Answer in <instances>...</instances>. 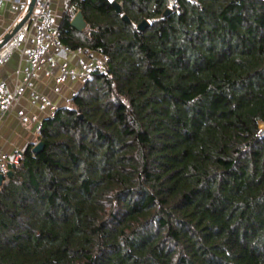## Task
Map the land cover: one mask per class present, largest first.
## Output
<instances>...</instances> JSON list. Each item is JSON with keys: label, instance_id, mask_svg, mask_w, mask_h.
<instances>
[{"label": "trees", "instance_id": "obj_1", "mask_svg": "<svg viewBox=\"0 0 264 264\" xmlns=\"http://www.w3.org/2000/svg\"><path fill=\"white\" fill-rule=\"evenodd\" d=\"M61 43L107 72L10 166L0 264H264V0H68Z\"/></svg>", "mask_w": 264, "mask_h": 264}, {"label": "built area", "instance_id": "obj_2", "mask_svg": "<svg viewBox=\"0 0 264 264\" xmlns=\"http://www.w3.org/2000/svg\"><path fill=\"white\" fill-rule=\"evenodd\" d=\"M6 0H0V11ZM29 1L17 0L10 4V10L23 16L28 11ZM73 52L79 56L77 66H72L64 58L58 64V75L55 79V93L61 92L65 83L85 85L96 73H106L108 58L101 48L69 50L61 43V22L54 8V0H35L34 10L29 20L0 49V69H2L15 53L26 59L29 65L20 69V77L15 87L10 90L0 82V125L12 111L16 101L29 95L33 107L40 115L19 112L17 118L23 125H33L35 135H39L45 118L54 116L58 106L44 93L36 90L37 74L47 63H53L55 55L62 56ZM75 93L73 94V96ZM260 136H264V123L260 125ZM29 144L19 152L8 154L0 151V174L4 175V183L8 181L6 174L11 165L18 164Z\"/></svg>", "mask_w": 264, "mask_h": 264}, {"label": "crops", "instance_id": "obj_3", "mask_svg": "<svg viewBox=\"0 0 264 264\" xmlns=\"http://www.w3.org/2000/svg\"><path fill=\"white\" fill-rule=\"evenodd\" d=\"M13 1L17 0H6L0 11V41L8 32L14 29L23 18L22 14L10 10V4ZM57 1L59 0H54V8L56 11L58 10ZM62 55L64 57L55 55L53 63H47L37 74L35 80L36 90L47 95L58 107L67 105L69 96L73 93V90L81 87L78 83H65L61 86V92L59 94L55 93L54 87L56 86L55 79L58 75V64L65 58L72 66H77L79 60V56L73 52ZM28 65L29 63L26 59L21 58L19 53H15L10 61L0 69V82L5 83L7 87L12 90L20 77V69ZM19 112L30 115H40L39 111L32 106L28 94L19 98L12 108V111L8 113L0 125L1 152L8 154L17 153L25 145L38 141V136L34 133V126L23 125L19 122L17 118Z\"/></svg>", "mask_w": 264, "mask_h": 264}, {"label": "water", "instance_id": "obj_4", "mask_svg": "<svg viewBox=\"0 0 264 264\" xmlns=\"http://www.w3.org/2000/svg\"><path fill=\"white\" fill-rule=\"evenodd\" d=\"M34 4H35V0H30L29 1V6H28V11L27 13L23 16V18L21 19V21L18 23V25L10 32H8L0 41V49L3 48V46L10 40V38L29 20V18L31 17L33 10H34ZM113 6L116 9V11L118 13L122 12L121 9V4L114 1L113 2ZM172 12V9H167V11L164 13L165 16H167L169 13ZM123 20L126 22H129V19L126 15L123 16ZM71 26L76 29L79 32H84L87 27H88V23L84 17V14L82 13V11H78L76 13V15L73 17L72 21H71ZM149 26V23L147 21H143L139 26L138 29L139 30H145L147 27ZM44 149V143L43 142H39L37 143L34 147H33V152L38 154L40 153L42 150ZM13 175V171L9 170L8 173L6 174V176L8 178H10ZM4 183V175L0 174V187L3 185Z\"/></svg>", "mask_w": 264, "mask_h": 264}, {"label": "rangeland", "instance_id": "obj_5", "mask_svg": "<svg viewBox=\"0 0 264 264\" xmlns=\"http://www.w3.org/2000/svg\"><path fill=\"white\" fill-rule=\"evenodd\" d=\"M67 1L68 0H59V1H57V8H58V10L60 11H58L57 10V14H58V17H59V19H60V22H61V18H62V15H63V12H64V10H65V7H66V5H67ZM82 87V86H81ZM80 87V88H81ZM79 88V89H80ZM79 89H76V90H73V93L69 96V101H68V104H69V102H70V100L73 98V94L74 93H76V92H78L79 91Z\"/></svg>", "mask_w": 264, "mask_h": 264}]
</instances>
